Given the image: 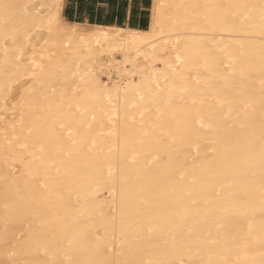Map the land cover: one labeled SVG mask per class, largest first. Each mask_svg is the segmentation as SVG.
I'll return each instance as SVG.
<instances>
[{
    "label": "bare ground",
    "instance_id": "obj_1",
    "mask_svg": "<svg viewBox=\"0 0 264 264\" xmlns=\"http://www.w3.org/2000/svg\"><path fill=\"white\" fill-rule=\"evenodd\" d=\"M64 4L0 0V264H264V0Z\"/></svg>",
    "mask_w": 264,
    "mask_h": 264
},
{
    "label": "crops",
    "instance_id": "obj_2",
    "mask_svg": "<svg viewBox=\"0 0 264 264\" xmlns=\"http://www.w3.org/2000/svg\"><path fill=\"white\" fill-rule=\"evenodd\" d=\"M150 0H65L63 16L96 25H134L148 20Z\"/></svg>",
    "mask_w": 264,
    "mask_h": 264
},
{
    "label": "trees",
    "instance_id": "obj_3",
    "mask_svg": "<svg viewBox=\"0 0 264 264\" xmlns=\"http://www.w3.org/2000/svg\"><path fill=\"white\" fill-rule=\"evenodd\" d=\"M150 4V3H149ZM148 16H149V14H147ZM92 24V23H91ZM147 24H148V20L146 19V21L144 22V23H141L140 25H139V27H136V26H134V25H131L130 24V27L131 28H139V29H146V27H147ZM117 26H122V25H117Z\"/></svg>",
    "mask_w": 264,
    "mask_h": 264
},
{
    "label": "snow or ice",
    "instance_id": "obj_4",
    "mask_svg": "<svg viewBox=\"0 0 264 264\" xmlns=\"http://www.w3.org/2000/svg\"><path fill=\"white\" fill-rule=\"evenodd\" d=\"M262 12H264V6H262Z\"/></svg>",
    "mask_w": 264,
    "mask_h": 264
},
{
    "label": "rangeland",
    "instance_id": "obj_5",
    "mask_svg": "<svg viewBox=\"0 0 264 264\" xmlns=\"http://www.w3.org/2000/svg\"><path fill=\"white\" fill-rule=\"evenodd\" d=\"M149 14V13H148Z\"/></svg>",
    "mask_w": 264,
    "mask_h": 264
}]
</instances>
